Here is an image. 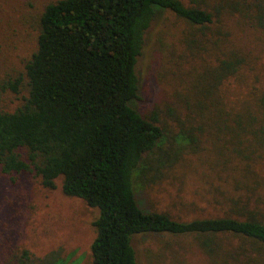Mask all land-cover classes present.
I'll return each instance as SVG.
<instances>
[{"label": "trees", "instance_id": "16d2710c", "mask_svg": "<svg viewBox=\"0 0 264 264\" xmlns=\"http://www.w3.org/2000/svg\"><path fill=\"white\" fill-rule=\"evenodd\" d=\"M247 6L264 31V0ZM164 9L191 24L213 21L211 11L181 0L45 5L36 49L25 64L28 95L13 111L0 110V175L12 182L29 174L46 188L61 177L63 194L97 208L93 264H137L132 240L147 233L191 235L208 264H264V219L253 211L243 218L224 214L180 221L143 208L135 196L134 183L166 133L157 115L147 118L132 105L143 35ZM244 61L236 51L218 58L201 77V102L196 95L200 113L189 130L192 140L207 135L222 164L249 162L264 152V88L233 107L220 90ZM22 81L21 75L0 80V90L19 92Z\"/></svg>", "mask_w": 264, "mask_h": 264}, {"label": "rangeland", "instance_id": "374dc122", "mask_svg": "<svg viewBox=\"0 0 264 264\" xmlns=\"http://www.w3.org/2000/svg\"><path fill=\"white\" fill-rule=\"evenodd\" d=\"M56 1L0 0V80L23 77L19 92L0 90V110L24 103L25 64L37 46L41 12ZM181 1L211 11L213 21L191 24L164 9L144 32L132 105L147 118L157 115L166 133L134 183L135 196L143 208L180 221L224 214L243 218L250 211L264 219V152L249 162L222 164L207 135L194 142L189 132L199 118L201 77L218 58L236 51L245 59L220 87L227 106L264 88V31L252 20L250 0ZM14 179L0 175V264H93L98 209L63 194L61 177L54 188L29 174ZM132 246L137 264H208L191 235L140 234Z\"/></svg>", "mask_w": 264, "mask_h": 264}]
</instances>
